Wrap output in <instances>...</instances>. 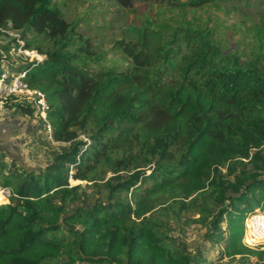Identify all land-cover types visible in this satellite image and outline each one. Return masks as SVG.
Segmentation results:
<instances>
[{
  "label": "trees",
  "instance_id": "trees-1",
  "mask_svg": "<svg viewBox=\"0 0 264 264\" xmlns=\"http://www.w3.org/2000/svg\"><path fill=\"white\" fill-rule=\"evenodd\" d=\"M131 35L109 65L55 0H0V63L45 93L55 140L34 104H4L30 121L48 162L0 150V264H211L189 250L192 227L228 264H263L243 238L245 217L264 208V14L250 60L189 24ZM18 41L45 60L12 59Z\"/></svg>",
  "mask_w": 264,
  "mask_h": 264
},
{
  "label": "rangeland",
  "instance_id": "rangeland-1",
  "mask_svg": "<svg viewBox=\"0 0 264 264\" xmlns=\"http://www.w3.org/2000/svg\"><path fill=\"white\" fill-rule=\"evenodd\" d=\"M190 1L179 0L177 4H170L166 1L144 0L126 9L117 0H55L63 17L70 23H77L80 33L92 42L96 51L107 55L109 65L122 63L117 43L131 41V29L145 26L147 22L171 28L189 24L205 30L225 55H237L243 60L252 58L255 49L253 27L264 14V0H211L199 8L190 7ZM10 57L13 59L20 55L15 53ZM9 115V111L0 105V123L8 118L7 133L11 134L4 139L0 137V150L18 158L27 167H45L48 159L46 161L45 155L39 152V145L32 142L26 133L27 124H15ZM19 132L23 135L20 140H16ZM71 184L77 185L79 182L71 181ZM8 203V192L0 188V205ZM204 234L205 230L199 227H192L185 232L189 250L195 254L204 252L208 263L228 264L227 259L221 260L217 256L221 246L206 243Z\"/></svg>",
  "mask_w": 264,
  "mask_h": 264
},
{
  "label": "built area",
  "instance_id": "built-area-1",
  "mask_svg": "<svg viewBox=\"0 0 264 264\" xmlns=\"http://www.w3.org/2000/svg\"><path fill=\"white\" fill-rule=\"evenodd\" d=\"M18 43L19 47L13 49L11 55L18 53L27 63L35 65H39L45 60V56L40 55L37 51L25 49L22 41H18ZM13 62L16 61L13 60ZM27 79L28 72L14 73L9 68L8 62L0 63V105L4 106L9 99L34 104L37 107L36 118L46 127L48 140L55 143L53 126L49 119L51 107L46 95L39 90L32 89ZM6 192L10 197V192ZM244 229L243 244L249 249L264 251V208L245 217Z\"/></svg>",
  "mask_w": 264,
  "mask_h": 264
},
{
  "label": "crops",
  "instance_id": "crops-1",
  "mask_svg": "<svg viewBox=\"0 0 264 264\" xmlns=\"http://www.w3.org/2000/svg\"><path fill=\"white\" fill-rule=\"evenodd\" d=\"M10 116V115H9ZM7 121H9V119L7 118L6 120H5V122H2V123H0V137L2 138V139H4V137H8L9 135H11L9 132L7 133V128H8V126H7ZM22 121H23V123H25V122H30V121H28V119H22ZM22 121H19L18 119H14L13 120V122L15 123V124H21L22 126H23V123H22ZM27 123V124H28ZM26 129H27V131H26V133L29 135V137H31V139L33 138V131H32V125H27V127H26ZM5 130V132H3ZM21 135H23V133H21V132H19L18 133V136L16 137V140H20L19 138L21 137ZM12 142H14V141H12ZM17 148V147H16ZM15 148V149H16ZM261 251V250H260ZM262 252H264V251H262Z\"/></svg>",
  "mask_w": 264,
  "mask_h": 264
}]
</instances>
